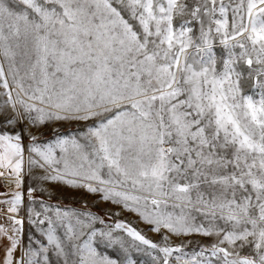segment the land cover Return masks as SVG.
Listing matches in <instances>:
<instances>
[{"label": "snow or ice", "instance_id": "snow-or-ice-1", "mask_svg": "<svg viewBox=\"0 0 264 264\" xmlns=\"http://www.w3.org/2000/svg\"><path fill=\"white\" fill-rule=\"evenodd\" d=\"M0 89V178L16 189L0 193V264H135L133 249L153 264H264V0H0ZM64 122L82 134L40 141ZM25 176L38 249L21 243ZM53 183L159 241L116 222L129 244L34 195ZM189 235L213 239L189 258L172 243Z\"/></svg>", "mask_w": 264, "mask_h": 264}, {"label": "rangeland", "instance_id": "rangeland-1", "mask_svg": "<svg viewBox=\"0 0 264 264\" xmlns=\"http://www.w3.org/2000/svg\"><path fill=\"white\" fill-rule=\"evenodd\" d=\"M184 19H189L188 17L184 18H176L174 21L175 26H179L181 23H183ZM193 28L194 37H198L200 35V25L192 21L190 25H188ZM213 51L216 53L218 58V68H222V61L224 59H227V51L218 43V40L214 42V48ZM237 52L239 49L236 50ZM246 68V66H244ZM3 89H0V92H2ZM245 92L247 94L253 95L255 99L259 98V91L252 87V81H247L245 84ZM72 131L75 132V136H78L82 134V130L80 125L74 123V122H64L60 125H57L56 128L48 127L47 131L42 130L43 135L40 136V141H46V140H55L57 136H62V134H65L67 137L72 136ZM27 142V141H26ZM24 185L20 189V191L24 194V202L22 207L19 210L18 216L19 218H22L23 215L26 214L25 210L29 206H34L31 204L28 196H27V190L29 186H35L32 184V182L28 179V177H24ZM7 184V181L4 178H0V193H11L13 191H16L14 185L13 186H5ZM58 186V187H57ZM57 188H59L57 190ZM61 190L71 193V194H65L61 193ZM60 192V194H57L56 192ZM72 191H74V194H72ZM56 193V194H55ZM36 197H43V199L48 202L49 204L53 205H61V206H79V205H95L99 206L102 209H104L107 205L110 206V202H103L98 195L96 196H90L87 195V192L83 190L78 189H71L67 188L63 185L58 184H50L46 186V189L42 192L38 190L36 193H34ZM6 197L0 196V200L5 199ZM7 208L6 204L0 203V212H5ZM178 211V210H177ZM97 213L100 216H103L104 213H101L99 210H97ZM108 220H110L108 218ZM0 225H3V221L0 220ZM6 227V226H5ZM33 225H31L29 222H24L23 225V232L21 234V243L25 246H31L33 248L38 247L41 242L39 241V236L33 234ZM213 238L199 236V235H189V236H181L179 238H175L173 240V244L176 246H183V251L187 254V257H191L194 253L198 252L201 247L208 246L212 242ZM156 240L159 241V236L156 237ZM146 253V252H145ZM17 258H19L20 252L17 251L15 254ZM175 255H179V253H174ZM3 256V251L0 250V257ZM145 260L144 264H153L152 258L147 253L145 254Z\"/></svg>", "mask_w": 264, "mask_h": 264}, {"label": "crops", "instance_id": "crops-1", "mask_svg": "<svg viewBox=\"0 0 264 264\" xmlns=\"http://www.w3.org/2000/svg\"><path fill=\"white\" fill-rule=\"evenodd\" d=\"M44 131H47L48 128H45L43 129ZM62 136H65L67 137L65 134H62ZM72 136H75V132L72 131ZM55 140H46V141H42V142H54ZM58 187V186H57ZM59 188H57L58 190ZM57 194H60V192H56ZM55 193V194H56ZM61 193H65V194H71L69 192L66 191H62L61 190ZM72 194H74V191H72ZM75 195V194H74ZM87 195H90V196H96V195H92V194H89L87 193ZM53 205V204H51ZM36 205H34L33 207H35ZM53 206H59L61 207L62 209H65V210H74L76 212H79V213H86V212H90L91 214L97 216L99 219L97 220L96 224L94 225V227L98 230V231H108L109 229H112L113 230V234L115 236H118V237H122L125 241H127L129 244L131 243H136V242H133L131 240L130 237H128L126 235V233L123 232V230H116L115 229V223L116 222H127L129 223L131 226L137 228L138 230H140L147 238H149L150 240H153V241H157L156 240V237L158 236L157 234H155L154 232H151L148 230V225H146L145 223H143L135 214L133 213H129V212H121V209L119 206L117 205H114V204H110L107 205L104 209H102L101 207H97L95 205H79L78 207L74 205H71V206H61V205H53ZM97 210H99L101 213H104L103 216H100L98 213H97ZM26 212V210H25ZM117 213H119L117 215ZM19 218V216H18ZM108 218L110 220H108ZM22 219H24V222H28V218H27V212L25 215H23ZM0 220L3 221V224L6 226V227H11V221L6 219L5 217V212H0ZM99 220H103L104 223H100ZM33 228V234L39 236V241L41 242V244H45L46 241H45V238L40 234V229L36 228V227H32ZM39 244V246L41 245ZM38 246V247H39ZM38 247H35L34 249H38ZM141 248H143L144 246H140ZM105 251V254H108V255H112V256H118V255H121V253L117 252L116 250L114 249H106L104 250ZM145 252L144 251H136L135 249L131 250L130 251V256H131V259L135 261V264H144V260H145ZM52 261H53V264H55V260H56V257L53 255L51 257Z\"/></svg>", "mask_w": 264, "mask_h": 264}]
</instances>
